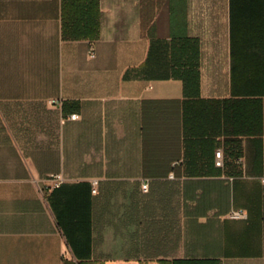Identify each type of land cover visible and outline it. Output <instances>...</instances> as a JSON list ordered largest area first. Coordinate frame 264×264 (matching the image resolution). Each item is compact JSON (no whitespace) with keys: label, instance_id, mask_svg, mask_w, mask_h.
I'll list each match as a JSON object with an SVG mask.
<instances>
[{"label":"crops","instance_id":"obj_1","mask_svg":"<svg viewBox=\"0 0 264 264\" xmlns=\"http://www.w3.org/2000/svg\"><path fill=\"white\" fill-rule=\"evenodd\" d=\"M0 264H264V0H0Z\"/></svg>","mask_w":264,"mask_h":264},{"label":"built area","instance_id":"obj_2","mask_svg":"<svg viewBox=\"0 0 264 264\" xmlns=\"http://www.w3.org/2000/svg\"><path fill=\"white\" fill-rule=\"evenodd\" d=\"M77 118L76 114H71L69 116V119L71 120H75ZM222 148H218L214 151L213 153V158H214V165L216 167H221L222 166ZM49 180V185L47 187V191L53 190L55 188H58L62 182L64 181L63 177L60 174H50L48 177ZM142 191H146L147 190V185L143 184L141 186ZM92 193H95V188L91 189ZM237 214V213H235Z\"/></svg>","mask_w":264,"mask_h":264}]
</instances>
